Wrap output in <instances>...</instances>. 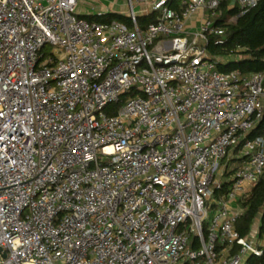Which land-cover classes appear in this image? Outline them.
I'll return each instance as SVG.
<instances>
[{"label":"built area","instance_id":"built-area-1","mask_svg":"<svg viewBox=\"0 0 264 264\" xmlns=\"http://www.w3.org/2000/svg\"><path fill=\"white\" fill-rule=\"evenodd\" d=\"M79 1L0 0V264H264V71L205 47L257 0Z\"/></svg>","mask_w":264,"mask_h":264},{"label":"trees","instance_id":"trees-1","mask_svg":"<svg viewBox=\"0 0 264 264\" xmlns=\"http://www.w3.org/2000/svg\"><path fill=\"white\" fill-rule=\"evenodd\" d=\"M182 1L176 0L175 2ZM222 16L214 25L221 28L223 33L208 34L206 50L212 56L226 57L228 61L218 68L222 71L238 70L243 75L264 71V0H257L243 14H238L235 8H227V4H220ZM90 18L88 15H84ZM106 20H123V16L111 12L103 17ZM153 16H139L138 25L142 26L152 21ZM264 121L257 126L261 129ZM243 213L236 220L240 234L244 235L253 221L260 214V233L264 235V173L255 183L251 194L243 204Z\"/></svg>","mask_w":264,"mask_h":264},{"label":"rangeland","instance_id":"rangeland-1","mask_svg":"<svg viewBox=\"0 0 264 264\" xmlns=\"http://www.w3.org/2000/svg\"><path fill=\"white\" fill-rule=\"evenodd\" d=\"M139 9L140 8L138 6H134V11L136 13H139ZM75 10L80 12V14H90L92 12L96 14L98 10L120 12L123 14L129 13V8L123 0H80ZM208 211L209 214H211L213 213L214 208H210Z\"/></svg>","mask_w":264,"mask_h":264},{"label":"water","instance_id":"water-1","mask_svg":"<svg viewBox=\"0 0 264 264\" xmlns=\"http://www.w3.org/2000/svg\"><path fill=\"white\" fill-rule=\"evenodd\" d=\"M1 250H2V247H0V251H1ZM2 254H3V256H5V252H3Z\"/></svg>","mask_w":264,"mask_h":264}]
</instances>
